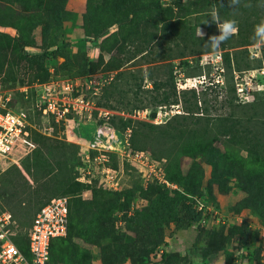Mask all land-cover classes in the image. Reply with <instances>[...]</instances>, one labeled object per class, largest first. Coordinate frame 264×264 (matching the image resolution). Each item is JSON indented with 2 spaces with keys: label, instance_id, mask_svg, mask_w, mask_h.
Segmentation results:
<instances>
[{
  "label": "rangeland",
  "instance_id": "obj_1",
  "mask_svg": "<svg viewBox=\"0 0 264 264\" xmlns=\"http://www.w3.org/2000/svg\"><path fill=\"white\" fill-rule=\"evenodd\" d=\"M44 3L0 0V22L7 24L0 25L3 88L50 77L78 79L97 106L112 112L116 128L131 120L134 148L158 160L170 180L192 193L184 199L145 180L144 168L126 159L116 144L110 164L118 189H109L92 170L91 182H84L79 193L89 203L65 238L53 241L57 257L64 264H264V44L253 39L255 26L264 19V0H242L236 9L228 0H90L87 5L71 2L66 11L50 6L51 11ZM213 10L221 21L234 18L238 26L237 34L218 48L205 45L210 36L219 35L210 16ZM135 19L139 38L118 42L90 65L97 60L102 38L94 39V34L103 28L105 34L113 33ZM30 39L33 46L23 44ZM56 46L63 54L42 61L22 55ZM215 51L222 54L221 71L208 62V54ZM170 75L176 98L158 104L162 91L170 89ZM245 80L250 81L247 103L236 85ZM151 82L158 88H151ZM161 106L180 113L154 123L151 119ZM136 109L145 111L144 119L130 117ZM99 122L96 113L82 120L86 141ZM46 126L37 115L33 135L38 146L1 177L2 205L13 214L19 231H26L36 210L51 198L73 200L68 186L83 166L80 147L53 131L43 134ZM195 212L199 219L184 227L185 218ZM161 238L162 243L146 249Z\"/></svg>",
  "mask_w": 264,
  "mask_h": 264
},
{
  "label": "built area",
  "instance_id": "obj_2",
  "mask_svg": "<svg viewBox=\"0 0 264 264\" xmlns=\"http://www.w3.org/2000/svg\"><path fill=\"white\" fill-rule=\"evenodd\" d=\"M208 57V62L217 70H223L220 51L211 52ZM236 85L241 101L249 102L250 81H240ZM93 113H96L100 122L92 127L91 139L86 141L80 125L84 118ZM175 113L180 111L169 112L166 106H161L151 121L161 123ZM37 115L47 122L43 134L51 135L53 131L57 138L80 147L83 166L78 181L91 182L89 177L94 170L105 186L117 190L119 184L116 171L110 164V153L118 144L126 159L144 168L145 180L152 179L165 188L182 192L192 198L181 186L166 177L158 160L133 148L130 139L131 126L122 130L116 128L112 124V112L97 106L78 79L50 77L32 84H18L12 88H3L0 83V181L6 170L14 165L20 166L38 146L33 136L37 130ZM130 117L144 119L145 111L136 109ZM199 210H204L205 215L203 203L199 204ZM216 210L212 212L218 213ZM68 213L69 201L66 196L53 197L43 204L27 230L28 251L25 253L14 242V236L17 235L15 220L13 214L2 205L0 197V264H50V241L54 237L66 236Z\"/></svg>",
  "mask_w": 264,
  "mask_h": 264
},
{
  "label": "trees",
  "instance_id": "obj_3",
  "mask_svg": "<svg viewBox=\"0 0 264 264\" xmlns=\"http://www.w3.org/2000/svg\"><path fill=\"white\" fill-rule=\"evenodd\" d=\"M89 1L90 0H87L86 1V5L89 3ZM44 2H45L44 4H47L49 6V8H50L49 10H51V11L53 9L50 6H60L61 11H63V10L66 11L67 10L66 9V2H67V0H44ZM39 3H41V2H39ZM86 15L88 16L87 11L84 12V16L85 17L84 16L82 17V20L83 21H85ZM137 15H138L137 12H135V15H133V19ZM53 19L54 20H59L56 17H53ZM136 22H137V20L135 19V20H132L131 23H129V24H127V23L126 24L121 23V27H119L117 31H115L113 33H110V34H105V30H106L105 28H103L102 30H99L98 32H96L94 34V39L98 38L101 35H102V38L100 39V42L98 44L99 54L97 56V60L96 61H91L90 62V65H94L96 62L101 61L102 58H103V54L104 53H107V52H111L114 48L117 47V43L118 42H121V44H122V43H125L127 41H131L132 42L135 39L139 38V36H138L139 32H138V30H136V28H134V25H133ZM0 25L1 26H6L7 24H5L4 22H0ZM44 33H45V31L42 30V27H41V37H42V41L43 42H45V35H44ZM6 35H7V37L11 38L8 34H6ZM21 39H23V38H21ZM23 44L26 45V46H33L34 45V40L33 39L26 40V41H24ZM60 54H63V49L61 47H59V46H56L55 48H53L51 50H49V49H43L42 51L37 52V53L32 54V55H28L27 53L24 52L22 55L24 57L28 58L29 60L35 62L36 60H41L42 61L46 57H48L49 55L56 56V55H60ZM224 61L227 64V66L231 67L230 62H229V58L226 55H224ZM168 85L170 86L169 91H165V90L162 91V93L160 94V97L157 98V103L158 104H161V103H170L171 102L170 101L171 99H175L176 98V86H175V82L173 80V75H170V83H168ZM158 86H159L158 83L151 82V88H158ZM244 105H248V104H244ZM154 114H155V112H152L151 115L154 116ZM178 116L179 117H182V118H187L188 117V116H184V115H178ZM248 118H250V117H248ZM130 121H131L130 119H127V121H123L122 122L123 127L121 128V130L124 129L126 126H131L129 124ZM228 131H231V130H228ZM232 136L234 137V134ZM246 140L248 141V138H246ZM259 141H260V138H259ZM67 144H70L71 145V143H67ZM131 144L133 146L132 140H131ZM133 148H134V146H133ZM248 151H249V149H248ZM263 151H264V147H263ZM67 164H68V158H64V161H63V165L62 166L64 168H66L67 167ZM170 181H172V180H170ZM172 182H174V181H172ZM175 183H177V182H175ZM177 184L180 186L179 183H177ZM84 185H85L84 182H81V181H78V180L75 179V180H72L70 182L69 186H68L69 189H70L69 192H72L73 194H75V196L73 197V200L71 202L68 200L69 201V213H68L67 233H68V231L70 229V225H72V221H74V219L76 220V217L80 213L83 212V210L86 208V205L89 203L88 200H86V201L85 200H82L80 198V196H79V193L83 189ZM160 186H162V185H160ZM162 187L165 188L164 186H162ZM183 191L185 193H187V194L192 195V193H190L188 190H184L183 189ZM174 192H176L179 196H181L184 199L191 198V197H188L187 195H185L182 192H179V191H174ZM27 193H28V191H27ZM0 197H1V195H0ZM160 197L164 201H169L170 200L169 197H163V195H160ZM21 201L22 200H20L19 196L17 195L16 203L19 204V203H21ZM45 203H43V204H45ZM261 203L264 206V202H261ZM42 205H40V207ZM38 209L36 210V212L38 211ZM35 213H34V215H35ZM34 215H33V217H34ZM33 217H32V220H33ZM199 217H200V213L199 212H195V213L189 214L185 218L184 227H187L190 224H192L193 222L197 221L199 219ZM14 220H15V218H14ZM32 220L30 222V225L32 223ZM132 221L137 225V222H136L135 219H133ZM15 224H16V227H17L16 220H15ZM30 225L28 226V228L30 227ZM28 228L26 229V231H19V230H17V235L14 236V242L25 253L28 251V249H27L28 248L27 247V237H26V233H27ZM73 228H74V225H73ZM64 238H65V236H58V237H54V238L51 239L50 246H49V250H50V253H51V261H50V264H52V257H53V264H64V262L62 261V259H60V258L57 257L56 251L53 249V246H52L53 241L55 239L63 240ZM160 243H162V238L160 240L154 242L152 244V246L147 247L146 249L148 251H151L154 248V246H156V245H158ZM114 261H116V260H111L109 262V264L114 263Z\"/></svg>",
  "mask_w": 264,
  "mask_h": 264
},
{
  "label": "clouds",
  "instance_id": "obj_4",
  "mask_svg": "<svg viewBox=\"0 0 264 264\" xmlns=\"http://www.w3.org/2000/svg\"><path fill=\"white\" fill-rule=\"evenodd\" d=\"M242 0H228L229 5L233 6V9L238 8L241 5ZM244 7H250V4H244ZM212 21L215 22L219 29V35H213L209 37L210 43H206V46H214L218 48L220 44L224 41L230 39L232 36L236 35L238 32L237 21L233 19H225L223 21L219 18V13L217 10H213L210 14ZM204 23H208L205 21ZM204 33L199 31L198 36L203 37ZM253 39L256 43L264 44V19H262L254 28Z\"/></svg>",
  "mask_w": 264,
  "mask_h": 264
},
{
  "label": "crops",
  "instance_id": "obj_5",
  "mask_svg": "<svg viewBox=\"0 0 264 264\" xmlns=\"http://www.w3.org/2000/svg\"><path fill=\"white\" fill-rule=\"evenodd\" d=\"M82 1L84 2V5H85L87 0H75V1L74 0H67L66 9L70 10L69 7H70L71 2L74 4V2L81 3Z\"/></svg>",
  "mask_w": 264,
  "mask_h": 264
}]
</instances>
